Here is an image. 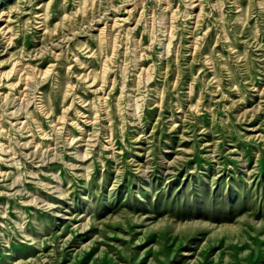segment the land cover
<instances>
[{
    "label": "rangeland",
    "instance_id": "obj_1",
    "mask_svg": "<svg viewBox=\"0 0 264 264\" xmlns=\"http://www.w3.org/2000/svg\"><path fill=\"white\" fill-rule=\"evenodd\" d=\"M0 264H264V0H0Z\"/></svg>",
    "mask_w": 264,
    "mask_h": 264
}]
</instances>
